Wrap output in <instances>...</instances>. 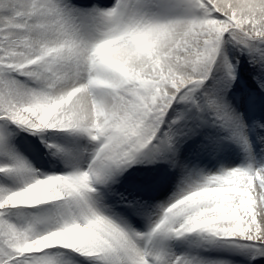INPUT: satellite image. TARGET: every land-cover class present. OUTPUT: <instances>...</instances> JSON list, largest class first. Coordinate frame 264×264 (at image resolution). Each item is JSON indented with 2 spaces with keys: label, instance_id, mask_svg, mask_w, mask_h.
Returning a JSON list of instances; mask_svg holds the SVG:
<instances>
[{
  "label": "snow or ice",
  "instance_id": "1",
  "mask_svg": "<svg viewBox=\"0 0 264 264\" xmlns=\"http://www.w3.org/2000/svg\"><path fill=\"white\" fill-rule=\"evenodd\" d=\"M0 264H264V0H0Z\"/></svg>",
  "mask_w": 264,
  "mask_h": 264
}]
</instances>
